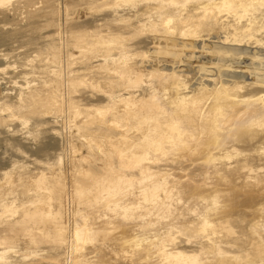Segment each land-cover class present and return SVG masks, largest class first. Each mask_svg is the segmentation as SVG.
I'll return each instance as SVG.
<instances>
[{"label":"bare ground","instance_id":"6f19581e","mask_svg":"<svg viewBox=\"0 0 264 264\" xmlns=\"http://www.w3.org/2000/svg\"><path fill=\"white\" fill-rule=\"evenodd\" d=\"M76 2L0 65V264H264V0Z\"/></svg>","mask_w":264,"mask_h":264},{"label":"rangeland","instance_id":"374dc122","mask_svg":"<svg viewBox=\"0 0 264 264\" xmlns=\"http://www.w3.org/2000/svg\"><path fill=\"white\" fill-rule=\"evenodd\" d=\"M77 0H15L11 7L9 8L10 16H7L5 13H0V33L5 34L7 31H9L11 28L17 27L20 29L21 36H18V38L14 39L11 42L5 41V43L0 44V65L3 63H13L17 62V69H10L11 67H8L7 71L9 72V75H11V80H21V75L23 72L28 71L29 68L25 66L24 64L26 62H29L30 58H33L34 65L38 64V58L34 56L35 52L33 51L35 49V46L38 42H44L46 34L43 33V29L52 27L51 21L47 19L44 16V13L53 14L54 12L57 13L56 10H62L63 8H67V11L69 13L70 18L78 17L80 19H85L87 14H89L90 11L98 10L100 7H97L95 9H90L89 7L93 4H77ZM96 4V2L94 3ZM79 14V15H78ZM45 35V36H44ZM263 37L264 40V32H260L259 37ZM47 39V38H46ZM51 40L50 38H48ZM70 37L68 35L64 36V41L67 42V45H71L69 43ZM61 42L59 39H55L52 42ZM238 47H244L248 46L249 49H251L254 54L259 53L260 50L263 48L262 43H256L254 41H242L238 42ZM73 49V48H71ZM74 50V49H73ZM74 52H76L74 50ZM5 53H8V55H3ZM225 52H221L218 55V58L223 59V54ZM64 61V59H63ZM229 61V60H228ZM196 77H188V81H191L192 78H198ZM10 85V87L13 86V82L8 83L5 79H2V86ZM15 128H20L21 125L18 123H15L13 125ZM5 132V131H3ZM5 135L0 133V150L3 146H5L6 142L4 140ZM15 139L18 143L22 144L23 147L29 151L32 152L34 156L41 157L43 156L41 149L42 148H56V143L51 142L50 145H46L45 138L40 137V139L35 143L32 141V139H28V143L26 144L23 142V140L19 139V137H11ZM30 142V143H29ZM17 159L20 161H27L26 157L21 154V152L15 150L11 151ZM30 153V154H32ZM184 163H186L188 166H190L191 160L188 156H184L183 160ZM42 169L46 168L45 165L40 164ZM231 226L234 227L235 230L238 229L236 224L234 222H231ZM223 233H226V231H223ZM46 243V244H44ZM50 242H43L42 246L44 248L49 247ZM46 248V249H47ZM13 258H16L13 256ZM12 264V263H7ZM13 264H35L34 262H25L20 263L19 261L14 262ZM38 264V263H37ZM40 264V263H39Z\"/></svg>","mask_w":264,"mask_h":264}]
</instances>
